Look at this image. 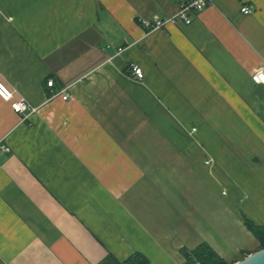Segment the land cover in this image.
I'll list each match as a JSON object with an SVG mask.
<instances>
[{
  "label": "crops",
  "instance_id": "1",
  "mask_svg": "<svg viewBox=\"0 0 264 264\" xmlns=\"http://www.w3.org/2000/svg\"><path fill=\"white\" fill-rule=\"evenodd\" d=\"M183 1L0 0V82L37 108L0 98V264L258 250L245 220L264 226V0L137 21Z\"/></svg>",
  "mask_w": 264,
  "mask_h": 264
},
{
  "label": "built area",
  "instance_id": "2",
  "mask_svg": "<svg viewBox=\"0 0 264 264\" xmlns=\"http://www.w3.org/2000/svg\"><path fill=\"white\" fill-rule=\"evenodd\" d=\"M213 2L214 0H186L179 4L178 10L175 14L168 16L167 18H159L155 16L152 19L138 18L137 21L146 32L162 29L167 23L183 22L189 24L192 22V17L189 15L190 12L198 13L204 8L212 5ZM241 11L248 14L251 13L252 10L248 6H242ZM131 74L136 79H142L144 75L142 69L137 65L131 66ZM251 79L255 83H264V72L262 70L255 71L252 73ZM46 84L49 88H53V79L48 78ZM51 96H60L63 100H67L69 94L65 90H58L54 91ZM0 98L8 102L15 113L22 114L25 117L37 110V108L27 102L26 99L16 97L14 91L8 88L3 82H0ZM195 264L202 263L196 261Z\"/></svg>",
  "mask_w": 264,
  "mask_h": 264
},
{
  "label": "trees",
  "instance_id": "3",
  "mask_svg": "<svg viewBox=\"0 0 264 264\" xmlns=\"http://www.w3.org/2000/svg\"><path fill=\"white\" fill-rule=\"evenodd\" d=\"M245 224L253 232L259 241V248L264 247V226H255L245 220ZM185 257L184 264H195L196 261L202 264H227L207 244L201 243L192 250L182 249ZM100 264H150L149 260L141 253L135 252L123 261H118L112 256L106 258Z\"/></svg>",
  "mask_w": 264,
  "mask_h": 264
},
{
  "label": "water",
  "instance_id": "4",
  "mask_svg": "<svg viewBox=\"0 0 264 264\" xmlns=\"http://www.w3.org/2000/svg\"><path fill=\"white\" fill-rule=\"evenodd\" d=\"M232 264H264V247L247 254Z\"/></svg>",
  "mask_w": 264,
  "mask_h": 264
}]
</instances>
